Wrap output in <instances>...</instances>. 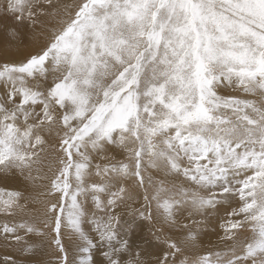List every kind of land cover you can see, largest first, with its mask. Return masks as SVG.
<instances>
[{"label":"snow or ice","instance_id":"obj_1","mask_svg":"<svg viewBox=\"0 0 264 264\" xmlns=\"http://www.w3.org/2000/svg\"><path fill=\"white\" fill-rule=\"evenodd\" d=\"M0 33V264H264V0H0Z\"/></svg>","mask_w":264,"mask_h":264},{"label":"rangeland","instance_id":"obj_2","mask_svg":"<svg viewBox=\"0 0 264 264\" xmlns=\"http://www.w3.org/2000/svg\"><path fill=\"white\" fill-rule=\"evenodd\" d=\"M37 191H39V190H37ZM208 239H211L212 241H215V240H216V237H215V236H212V237H210V238H206V241H207ZM5 251H6L5 249L0 248V255H3V253H4Z\"/></svg>","mask_w":264,"mask_h":264},{"label":"bare ground","instance_id":"obj_3","mask_svg":"<svg viewBox=\"0 0 264 264\" xmlns=\"http://www.w3.org/2000/svg\"><path fill=\"white\" fill-rule=\"evenodd\" d=\"M4 39V36H3V33H0V42H2ZM14 58H17V57H14ZM5 185L3 184H0V187H4ZM8 186H11V185H8ZM207 242V241H206Z\"/></svg>","mask_w":264,"mask_h":264}]
</instances>
